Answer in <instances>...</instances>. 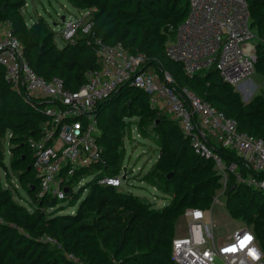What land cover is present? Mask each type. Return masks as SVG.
I'll list each match as a JSON object with an SVG mask.
<instances>
[{"label":"trees","instance_id":"1","mask_svg":"<svg viewBox=\"0 0 264 264\" xmlns=\"http://www.w3.org/2000/svg\"><path fill=\"white\" fill-rule=\"evenodd\" d=\"M68 1L76 9H92L94 25L90 34L78 33L60 47L46 19L27 23L22 12L26 0H0V23L22 44L25 62L39 76L58 77L66 91L76 92L86 84L87 72L100 66L95 40L120 43L128 53L144 55L142 69L169 72L178 90L186 88L234 118L239 131L264 139V95L243 101L214 68L190 75L167 55L166 29L183 21L189 0ZM247 3L249 25L257 35L254 72L264 75V0ZM54 105L47 97L16 92L0 64V264H178L171 255L175 221L186 208L210 209L224 172L194 152L170 113L151 108L146 92L124 85L92 110L100 158L71 175L61 171L63 197L42 193L33 169L34 144L44 138L43 125L50 119L46 108ZM132 115L140 118L132 122L137 132L157 152L141 178L166 194L168 202L160 207L107 182L120 174V146L126 117ZM213 148L241 174L238 179L228 172L227 206L251 227L264 263V192L245 183L251 170L234 150ZM86 176L91 179L75 191ZM13 178L26 196H20ZM78 200L75 210H68Z\"/></svg>","mask_w":264,"mask_h":264},{"label":"built area","instance_id":"2","mask_svg":"<svg viewBox=\"0 0 264 264\" xmlns=\"http://www.w3.org/2000/svg\"><path fill=\"white\" fill-rule=\"evenodd\" d=\"M26 5V3H25ZM92 9H77L60 19L56 35L66 43L78 33L93 29ZM31 20L27 23H33ZM247 0H189L188 11L176 27L167 55L181 63L187 74L214 68L222 80L233 86L246 81L254 72L256 33L251 29ZM172 27V26H170ZM100 66L87 72V82L76 92H68L58 77L46 80L25 62L23 47L8 25L0 30V64L12 88L26 97H47L55 102L46 108L50 119L44 126V138L34 144L33 169L39 177L42 193L64 196L61 171L67 175L100 158L96 142L99 130L92 115L94 106L115 89L130 85L156 97L182 131L190 137L196 154L210 158L224 174L240 179L236 164L225 165L213 145L234 150L251 173L245 183L264 192V139L237 128V121L200 100L186 88L178 90L172 75L141 68L144 55L130 54L120 43L95 40ZM249 43H254L250 48ZM153 100V99H152ZM118 177H109L114 186ZM186 231L174 236L171 255L178 264H264L263 255L250 226L244 225L226 237L215 240L212 220L202 209L186 208ZM79 262L73 254H68ZM82 264V263H81Z\"/></svg>","mask_w":264,"mask_h":264},{"label":"rangeland","instance_id":"3","mask_svg":"<svg viewBox=\"0 0 264 264\" xmlns=\"http://www.w3.org/2000/svg\"><path fill=\"white\" fill-rule=\"evenodd\" d=\"M22 12L27 22L31 20L35 21L37 17H42L46 19L55 30H58L61 16H68L69 13L75 14L77 9L74 8L68 0H26V5L23 7ZM5 28L6 24L0 23V30ZM175 30L176 27H167V34L165 37L166 44L173 41ZM55 38L58 46L61 47L64 45V40L58 35H56ZM252 45L254 46V43H249L248 47L250 48ZM234 88L240 93L243 101H248L256 94L264 95V75L253 72L246 81L238 86H234ZM152 99L150 98L151 108L166 110L159 99L156 97H152ZM126 120L128 124L125 129L123 144L120 146V150L122 151L120 168L121 183L118 187L120 190H128L135 193L145 203L149 202L156 207H160L168 202V199L165 198L166 194L163 193L160 188L142 181L141 178L144 173L152 167L157 157V152L150 147L151 145L148 140L141 137L135 125L132 124L133 121H139L140 118L137 115H132L126 117ZM0 174L3 176V172ZM123 176L125 180L122 179ZM228 178V174H223L220 180V186L215 190V197L211 208L204 210L206 216L212 220V234L215 240L226 237L236 228L246 225L245 221L239 216H235L234 212L228 209L226 188ZM89 179H91V176L83 178L80 183L74 187V190L77 191L78 188L88 182ZM12 180L18 188L20 196H26V193L19 187L18 181L15 178ZM80 200L68 210H75ZM186 228L184 214H181L175 221L173 236L185 233Z\"/></svg>","mask_w":264,"mask_h":264},{"label":"water","instance_id":"4","mask_svg":"<svg viewBox=\"0 0 264 264\" xmlns=\"http://www.w3.org/2000/svg\"><path fill=\"white\" fill-rule=\"evenodd\" d=\"M63 17H64V16L62 15V16H61V19H63ZM123 178H124V176H123Z\"/></svg>","mask_w":264,"mask_h":264},{"label":"bare ground","instance_id":"5","mask_svg":"<svg viewBox=\"0 0 264 264\" xmlns=\"http://www.w3.org/2000/svg\"><path fill=\"white\" fill-rule=\"evenodd\" d=\"M165 51H166V47H165Z\"/></svg>","mask_w":264,"mask_h":264},{"label":"crops","instance_id":"6","mask_svg":"<svg viewBox=\"0 0 264 264\" xmlns=\"http://www.w3.org/2000/svg\"><path fill=\"white\" fill-rule=\"evenodd\" d=\"M156 207V206H155Z\"/></svg>","mask_w":264,"mask_h":264}]
</instances>
